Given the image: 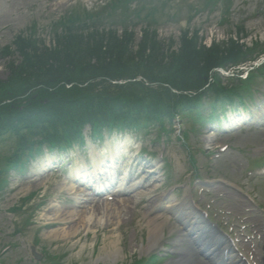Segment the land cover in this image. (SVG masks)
Here are the masks:
<instances>
[{
	"label": "rangeland",
	"instance_id": "rangeland-1",
	"mask_svg": "<svg viewBox=\"0 0 264 264\" xmlns=\"http://www.w3.org/2000/svg\"><path fill=\"white\" fill-rule=\"evenodd\" d=\"M110 1L0 0V53L5 47L13 52L0 54V82L16 76L15 67L21 62L13 45L17 37L31 39L38 49L52 50L60 40L59 34L54 35L53 26L70 16L85 21V13H97L88 22H93L89 31L78 37V43L87 45L111 33L120 37L127 29L133 35L132 52H136L142 34L148 31L160 43L162 48L158 52L164 55L179 50L183 33H196L199 43L206 48H218L230 41L247 48L254 43L264 48V0H232L229 8L227 0H132L127 6L118 0L113 12L107 7ZM221 85L232 87L230 81L223 79ZM256 89L264 94L263 77L256 82ZM237 112L241 110L234 107L226 114H217L210 126L189 132L186 144L179 138L177 124L171 128L166 144L159 137L156 139L152 126L146 132L113 133L106 148L115 149L116 145L120 151L126 150L116 154L122 165L116 164L114 172L127 167L129 159L135 156L132 163L144 168L150 164L156 174L146 177L148 173L140 174L141 168L131 163L129 175L137 176L132 181L137 184L126 188L119 197L110 195L112 200L106 199L109 194L97 197L92 191H85L84 179L77 182L78 165H89V145L52 152L43 147L42 154L30 160L21 173L11 172L7 185L0 189V264L52 263L42 262L43 257L33 260L30 247L34 245L37 253L45 250L54 256L50 260L53 264L129 263L159 251L166 242L172 243L182 229L175 223L178 217L168 215L162 237L156 241L159 245L153 251H145L149 242L145 218L149 197L164 198L170 193L165 197L166 206L169 201H184L189 191L194 194V205L230 235L242 255L253 264H263L259 254L264 243V175L253 169L264 166V157H259L264 153V128L248 126L238 132H225L222 120ZM188 125L185 124L186 129ZM95 144L104 147L101 140ZM9 145L5 144L4 149L9 150ZM224 146L225 150L218 151ZM189 179H195L191 185L199 179L211 186H189ZM147 191L136 203L140 194ZM26 199L29 201L22 204ZM20 205L18 211L13 210ZM96 208L102 209V214L95 213L90 224L80 221L81 215ZM58 212L66 216L59 220ZM70 216L72 220L65 221ZM247 247L250 249L245 250Z\"/></svg>",
	"mask_w": 264,
	"mask_h": 264
},
{
	"label": "trees",
	"instance_id": "trees-1",
	"mask_svg": "<svg viewBox=\"0 0 264 264\" xmlns=\"http://www.w3.org/2000/svg\"><path fill=\"white\" fill-rule=\"evenodd\" d=\"M131 1L119 2L127 6ZM119 2L112 0L107 7L113 12ZM96 15L85 13V21L78 16L59 20L53 33L60 40L52 50L38 49L20 36L14 40L21 62L15 77L0 82V143L11 142L8 153H0V184L8 170L23 169L42 145L81 140L84 124L163 128L178 116L199 125L208 108L242 98L238 87H246H222L214 70L264 54L263 45L247 48L232 41L219 45L221 49L202 47L196 33H183L179 50L165 55L149 31L142 34L136 52L130 50L133 35L127 29L120 37L111 33L88 45L78 43ZM11 53L5 47L0 54ZM119 81L125 83L113 84Z\"/></svg>",
	"mask_w": 264,
	"mask_h": 264
},
{
	"label": "bare ground",
	"instance_id": "bare-ground-1",
	"mask_svg": "<svg viewBox=\"0 0 264 264\" xmlns=\"http://www.w3.org/2000/svg\"><path fill=\"white\" fill-rule=\"evenodd\" d=\"M125 149H122L121 151H116V153L118 152H124ZM126 151V150H125ZM116 153L114 151H108V152H101V153H98V152H95L94 150V146H90V161H91V164L92 166L94 167V171L91 172V175H89L91 178L88 179L89 177L86 178V174H87V170H86V166L83 164H79L78 165V168L76 170V174L77 176H79V178H82L84 179L85 181L88 180L90 183L91 182H95L94 186L96 188V190H102L103 188L107 187V186H110V185H114L113 186V189L111 190L113 193L114 192H119V190H121L124 186V184H126V179H127V173H119L118 175L115 174V172L113 171L114 168H112L111 170L108 169V167L106 166V162L105 160L108 159V160H115V155ZM104 155V156H103ZM97 176H101V182L104 181L105 178H109V180L111 182L107 183L106 186H102L100 184L99 181H93V179ZM97 180V178H95ZM93 185V183H91ZM111 187V186H110ZM65 187H62L60 189V191H65L64 190ZM70 189H72L70 187ZM149 191V190H148ZM147 192H144V193H141L138 198V200L136 201V203L142 199L145 195H147ZM117 195H119L117 193ZM87 196V194L85 195ZM84 197V195H82V198ZM86 199V197L84 198ZM162 199L160 197H157L156 195L155 196H151L149 197V203H148V210L146 211L145 213V218L148 219L147 221V226H148V230H149V242L147 244V248H151L150 246H153L154 243L161 237L162 235V227L164 225V223L167 221V218L164 217L166 214H172L171 211L175 210L176 206L175 205V202H170L168 203V205L166 207H164L162 210L160 208V201ZM185 206H189L188 202V195H186V198H184V201H181ZM181 203V204H182ZM154 205V206H152ZM152 206V207H151ZM161 210V212L159 213V211ZM185 211H183L182 213H184ZM60 215H59V220L63 219V217H65L66 215L64 213H60L58 212ZM95 213L96 214H102V209H95V210H90V211H87L86 213H84L83 215H81V219L80 221L82 223H84L85 225L87 224H90L92 221H93V218H95ZM159 213V214H158ZM180 213V221H179V225L181 226H184L185 228H187L186 230L189 231L188 229H190V226L191 224H189V222H191V220L189 221V216H187L189 213H190V208L187 209V211L182 214ZM175 214H178V213H175ZM73 216H70V218L65 221H70L72 220ZM99 216H96V218L99 220L100 218H98ZM149 217V218H148ZM57 219V220H58ZM101 221H98L96 224L98 225V227L101 226ZM201 228V227H199ZM172 229H175V227H173ZM76 233V232H75ZM72 234V233H70ZM180 239H184V238H187L186 240L190 241L191 238L188 237L187 234H180L179 236ZM206 242V241H205ZM155 246V245H154ZM186 254V252H185ZM187 255L190 256L189 257V261L190 263H192V257L191 255H196L194 251H190V252H187ZM185 261V259L181 260V262ZM198 264H201L200 262Z\"/></svg>",
	"mask_w": 264,
	"mask_h": 264
},
{
	"label": "water",
	"instance_id": "water-1",
	"mask_svg": "<svg viewBox=\"0 0 264 264\" xmlns=\"http://www.w3.org/2000/svg\"><path fill=\"white\" fill-rule=\"evenodd\" d=\"M35 258H37L36 256H34Z\"/></svg>",
	"mask_w": 264,
	"mask_h": 264
}]
</instances>
